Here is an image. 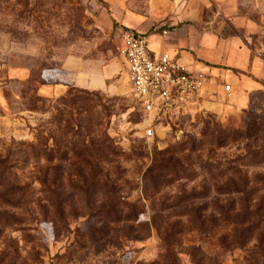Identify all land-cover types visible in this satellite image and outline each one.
Wrapping results in <instances>:
<instances>
[{"label":"rangeland","instance_id":"1","mask_svg":"<svg viewBox=\"0 0 264 264\" xmlns=\"http://www.w3.org/2000/svg\"><path fill=\"white\" fill-rule=\"evenodd\" d=\"M125 31L201 88L142 111ZM0 264H264V0H0Z\"/></svg>","mask_w":264,"mask_h":264},{"label":"built area","instance_id":"2","mask_svg":"<svg viewBox=\"0 0 264 264\" xmlns=\"http://www.w3.org/2000/svg\"><path fill=\"white\" fill-rule=\"evenodd\" d=\"M151 37L147 33L125 31L120 58L133 97L142 111L154 118L169 111L181 96L197 92L203 84V75L189 69L168 50L153 51ZM224 88L229 90V86ZM146 135L152 136L153 130L147 129Z\"/></svg>","mask_w":264,"mask_h":264},{"label":"crops","instance_id":"3","mask_svg":"<svg viewBox=\"0 0 264 264\" xmlns=\"http://www.w3.org/2000/svg\"><path fill=\"white\" fill-rule=\"evenodd\" d=\"M126 24L125 26H133L134 23H124ZM141 32V31H140ZM152 40L154 41H159V48H155L151 42ZM175 46V44H173L171 41H166V40H163L161 37L160 38H157L156 36H153L151 37V40H150V47L153 49V51L155 52H160V51H163V50H168L169 52L173 53V54H176L178 56V54L174 51V47L172 46ZM181 61L187 65V67L193 71H198V70H203L202 66L198 65V64H194V61L193 59H189L187 57H184V56H179ZM251 68V66H250ZM244 86L245 87H248L249 89H255L257 88V81H254L250 78H246L245 80L242 81Z\"/></svg>","mask_w":264,"mask_h":264}]
</instances>
